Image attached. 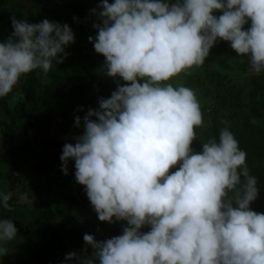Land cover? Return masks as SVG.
Masks as SVG:
<instances>
[{
    "label": "clouds",
    "instance_id": "9594fccd",
    "mask_svg": "<svg viewBox=\"0 0 264 264\" xmlns=\"http://www.w3.org/2000/svg\"><path fill=\"white\" fill-rule=\"evenodd\" d=\"M91 14L98 22L89 42L117 86L87 110L74 144L64 143L61 172L74 161L98 220L126 226L99 241L84 234L85 248L63 264H264V213L250 207L259 187L246 151L229 121L194 151L204 113L193 89L173 83L203 66L220 41L247 58L249 75L264 74V0H101ZM10 20L0 98L35 70L46 77L75 42L67 23ZM11 198L0 191V208L11 211ZM17 232L0 219V258Z\"/></svg>",
    "mask_w": 264,
    "mask_h": 264
},
{
    "label": "trees",
    "instance_id": "16d2710c",
    "mask_svg": "<svg viewBox=\"0 0 264 264\" xmlns=\"http://www.w3.org/2000/svg\"><path fill=\"white\" fill-rule=\"evenodd\" d=\"M12 1L15 0H0V9L7 8ZM70 1V15L82 28L93 6L101 2ZM32 5L35 6L34 3ZM235 55L228 42L220 41L210 50L209 63L201 66L200 76L189 79L203 96L213 100L208 105L209 113L204 117L205 126L196 129L198 140L193 141L192 148L198 152L200 141L218 138L220 129L225 126L222 121H229L240 148L247 153L250 172L258 180L259 196L250 207L264 213V101L260 96L263 79L260 76L251 79L254 87L249 94L227 95L225 91L223 93L226 77L208 65L228 69L227 61ZM103 62L104 57L95 51L86 53L77 48L63 63L54 64L46 77L35 70L25 75L14 88L18 94L13 92L0 98V133L5 144V150L0 152V180L7 183L8 192L12 193L9 201L11 211L0 208V219H11L15 226L13 215L19 203L16 191L22 183L15 173L25 168L22 163L17 165L15 159L21 153L28 171L25 180L31 186L27 195L35 200L31 201L30 220L22 228H17V237L23 238L34 231L42 233L33 247L27 246L25 256L15 255L12 261L0 264H63L69 252L80 253L85 248L84 234L94 235L99 241L120 235L126 225L125 222L109 224L99 221L83 186L76 181L68 186L65 194L64 188L52 187L44 178L45 173L61 167L59 157L64 143L74 144L73 137L82 134L83 116L87 110L96 109L98 99L109 98L116 89L112 78L104 79L105 75L101 72ZM254 97L259 100L255 101ZM239 108H246L248 114L228 113ZM53 109L65 120L59 134H56L57 119ZM76 116L81 118L80 128L74 126ZM68 168L74 169V161H69ZM34 195L37 199L33 198ZM148 230L145 228L142 231ZM91 251L89 247L88 253Z\"/></svg>",
    "mask_w": 264,
    "mask_h": 264
},
{
    "label": "rangeland",
    "instance_id": "374dc122",
    "mask_svg": "<svg viewBox=\"0 0 264 264\" xmlns=\"http://www.w3.org/2000/svg\"><path fill=\"white\" fill-rule=\"evenodd\" d=\"M33 3L35 4V6L32 5ZM70 3H71L70 0L12 1L7 8L3 10L0 9V42H3V40L7 36H9L12 32L11 20H10L11 16H15L17 19L20 20L26 19L30 24L39 23L44 19H48L49 21L58 22L60 24L67 23L72 29L73 33H76V35H74L75 37L74 46L73 44H70L65 48V51L68 53L67 58L71 56L73 53H75L77 51V48H80V50L86 53L94 51L93 44L89 42L88 38L90 36L95 38L97 34L96 30L92 27L93 23H95V21H98L97 17L92 15L90 11L84 23L85 26L84 28H82L80 24L76 23L74 18L70 15V8H69ZM98 4L100 3H96L92 9L96 8ZM66 59H64V61ZM246 59L244 57L235 55L232 59H229L227 61V64H229L228 69H222L221 67L219 68L215 65L208 64L209 66H212V69L215 70V72H217L223 77H226V81L224 82L223 93L224 91L227 95H233L235 93H238L240 96L250 93L251 89L254 87V83L251 82V79L253 77H256V75L248 74L249 67H248V61ZM205 62L209 63L208 59ZM200 69L202 70L201 67L193 68L189 70L188 74L186 75L181 74L173 81V83L177 85L183 84L195 91L197 99L200 102V106L205 117L206 116L205 114L209 113L208 105L211 104L213 100H211V98L203 96V94L200 91H198L192 85L191 82H189L190 77L194 79L200 76V71H201ZM259 76L263 79L260 82V85L262 86L260 96L264 101V74ZM23 78L24 76L21 77V79ZM104 79H109V77L104 76ZM13 92H16V94H18V91H16L15 89H13L12 93ZM254 99L255 101L259 100L258 97H254ZM233 112H238L245 115L248 114V110L246 108L229 110L228 113L230 114ZM53 113L55 114L54 118L57 119L56 134H59L62 126V121L65 120L61 118V116H59L60 113L57 110L53 109ZM57 116H59V118H57ZM206 120H208V117H206ZM4 145H5L4 136L0 133V152H3L5 150ZM15 162L17 163V165L21 163L25 165L24 169L21 168L18 172L15 173V176L17 178H21L20 180L22 181V183L19 184L20 189L16 191L17 196L19 197V203L15 208V213L13 217H14L15 227L22 228L24 225L28 224L30 220L29 211L32 210V202L35 199H29V196L27 195L30 192L31 186H30V182L25 180L28 171L25 164L26 161L23 159L21 153L18 154L17 158L15 159ZM74 171L75 169L68 168V175H64L61 172V167L58 166L57 168L52 169L49 173H45V177L44 175L43 177L48 181V183L51 184L52 187L56 186L57 189L59 190H62V188H64L66 194L68 186L75 183ZM63 178L65 179V181H63ZM21 190H23V192ZM0 191L8 192L7 183H5V181L0 180ZM33 198L37 199L35 195L33 196ZM41 234L42 233L39 231H34L23 238L16 237V239L13 242L7 245L10 252L9 254L0 258V263L8 260L12 261L15 255L25 256L28 251L27 246L33 247L40 240Z\"/></svg>",
    "mask_w": 264,
    "mask_h": 264
}]
</instances>
